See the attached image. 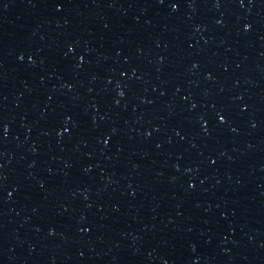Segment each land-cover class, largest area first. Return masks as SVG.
Wrapping results in <instances>:
<instances>
[{
  "label": "water",
  "instance_id": "obj_1",
  "mask_svg": "<svg viewBox=\"0 0 264 264\" xmlns=\"http://www.w3.org/2000/svg\"><path fill=\"white\" fill-rule=\"evenodd\" d=\"M264 48V0H0V264H193Z\"/></svg>",
  "mask_w": 264,
  "mask_h": 264
}]
</instances>
